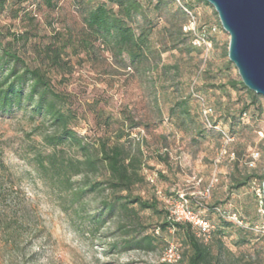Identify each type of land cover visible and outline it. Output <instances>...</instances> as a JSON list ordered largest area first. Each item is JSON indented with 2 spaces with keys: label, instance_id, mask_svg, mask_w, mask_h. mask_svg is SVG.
Returning a JSON list of instances; mask_svg holds the SVG:
<instances>
[{
  "label": "rangeland",
  "instance_id": "obj_1",
  "mask_svg": "<svg viewBox=\"0 0 264 264\" xmlns=\"http://www.w3.org/2000/svg\"><path fill=\"white\" fill-rule=\"evenodd\" d=\"M55 4L0 0L3 40L29 32L28 37L37 36L33 42L45 44L56 31L81 32L85 23L78 1ZM153 6L149 20L138 17L133 24L137 33L150 32L149 59L133 65L127 55L116 60L98 46L92 54L73 57L71 75L53 76L60 105L73 114L71 127L94 154L105 143L141 161L146 182L135 193L156 196L160 210L166 208L163 196L179 194L217 225L221 215L243 220L242 226L232 222L234 227L226 229L221 248L216 239L210 244L209 264H264V219L257 197L263 183L253 179L231 192L232 178L264 174V97L252 101L246 90L228 85L242 80L229 60L230 36L213 6L204 0H163L159 8ZM19 39L17 46L22 45ZM222 84L226 92L218 87ZM181 100L187 101L190 117L176 107ZM209 108L216 126L204 115ZM52 128L35 103L0 110V264H163L161 253L169 243L185 251L174 230L160 231L153 251L126 248L118 217L105 211L111 191L103 167L97 173L72 171L69 184L62 173L46 172L54 150L43 137ZM228 132L237 159L221 156L223 133ZM59 150L60 161L83 159L75 145ZM213 179L210 197L203 198ZM163 219L143 212V233H154Z\"/></svg>",
  "mask_w": 264,
  "mask_h": 264
},
{
  "label": "trees",
  "instance_id": "obj_2",
  "mask_svg": "<svg viewBox=\"0 0 264 264\" xmlns=\"http://www.w3.org/2000/svg\"><path fill=\"white\" fill-rule=\"evenodd\" d=\"M44 1L49 8H52L56 6L57 0ZM77 1L85 23L79 33H75L71 29L56 31L49 42L41 44L36 39L33 42L32 38H37V36L28 37L29 32L20 36L13 34V38L5 42L3 40L5 35L0 30V71H5V77L0 76V110L21 106L24 101H28L35 103L38 113L50 122L53 127L52 132L45 134L43 141L54 152L48 158L50 165L46 172L62 173L65 177L64 181L69 184L72 171H75V174H79L83 170L97 173L101 167L104 168L107 175L106 184L111 191L110 200L104 203L105 211H107L108 217H118V228L124 233L122 244L126 248L153 251L162 238V236H157L159 232L164 234L174 230L182 238L186 248L183 251L182 246L176 245L182 255L178 264H209L211 259L210 244L216 239L221 248L222 237L225 236L226 229L234 227L233 223L223 215H221L218 225L201 216L214 226L208 241L200 236L198 228L189 223H171L168 220L167 209L165 208L164 211L159 209V201L156 196L146 199L141 194L135 193L137 187L146 182L140 174L141 161L137 158H128L121 146L108 147L105 143L99 148L98 153L94 154L90 150L89 144H85L78 136L77 131L71 127L73 114L66 112L60 105L62 96L53 84L54 74H61L62 78L72 74L73 57H78L83 53L85 55L92 54L97 46L111 52L116 60L122 61L124 55H127L133 65L148 60L151 53L150 32L141 30L140 33H137L133 24L138 17L149 20L151 5H154V8H159L163 0H156L155 4H153V0ZM188 6L192 9L191 4ZM184 13V11L181 12L182 15H185ZM20 37L22 45L17 46ZM228 85L236 90L239 88L246 90L252 101L259 99V96L248 90L242 81L229 82ZM226 86L227 84H222L218 87L226 92ZM175 105L181 115L186 118L190 117V109L186 100L175 102ZM209 109L211 112L214 111L212 108ZM212 113L214 114V112ZM241 113L245 116L247 108ZM213 114L209 116L211 121ZM212 123L214 124L213 121ZM214 126L216 125L214 124ZM228 134L230 133L228 132ZM230 136L233 137L232 134ZM67 144L77 146L83 153V159H70L65 162L58 160V154L55 151L58 149V153L63 154L59 148ZM230 146L229 153L234 154L236 157L234 159H237V153ZM164 155L166 153H160L161 157ZM41 164L44 168L43 162ZM253 179H259L263 183L264 174L252 173L240 179L232 178L231 192L246 187ZM157 193L159 194V192ZM161 194L160 192L159 195ZM175 197L163 196V199L175 200L179 197L178 194ZM146 211L164 217L157 230L152 234L143 233L147 229L143 223V212ZM245 242L246 240H243L240 244Z\"/></svg>",
  "mask_w": 264,
  "mask_h": 264
},
{
  "label": "water",
  "instance_id": "obj_3",
  "mask_svg": "<svg viewBox=\"0 0 264 264\" xmlns=\"http://www.w3.org/2000/svg\"><path fill=\"white\" fill-rule=\"evenodd\" d=\"M230 36L228 56L245 87L264 97V0H205ZM264 198V182H263Z\"/></svg>",
  "mask_w": 264,
  "mask_h": 264
},
{
  "label": "built area",
  "instance_id": "obj_4",
  "mask_svg": "<svg viewBox=\"0 0 264 264\" xmlns=\"http://www.w3.org/2000/svg\"><path fill=\"white\" fill-rule=\"evenodd\" d=\"M204 37V36H203ZM203 42H205L204 38H201ZM211 114L210 109L204 110V115L206 119L208 120L209 115ZM223 140L224 145L222 147L221 156H228L234 159V154L229 153V146L234 141V138L231 137L227 133H223ZM259 157V154L256 153L253 155V160L255 161ZM254 162L251 163V165ZM202 180L200 179L198 183H201ZM216 180L213 179L203 190L201 195L203 198H209L212 190L215 186ZM160 194V192H159ZM177 199H170V198H164V203L166 206V209L168 211V220L171 223H189L193 225L194 227L198 228L200 231V236L204 237L205 241H208L211 237L212 231L214 230V226L208 222L207 220L203 219L199 214L195 213L189 206L188 200L185 198L184 195L178 194ZM257 197H258V203L260 208V213L262 218L264 219V198H263V190L259 189L257 190ZM226 219L230 220L231 222L243 225V220L237 216L236 214H233L231 216H225ZM182 259V255L180 250L175 244H169L161 253V262L163 264H178L180 260Z\"/></svg>",
  "mask_w": 264,
  "mask_h": 264
}]
</instances>
